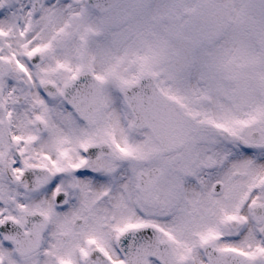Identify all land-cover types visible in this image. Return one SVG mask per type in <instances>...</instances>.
<instances>
[{"label":"snow or ice","instance_id":"snow-or-ice-1","mask_svg":"<svg viewBox=\"0 0 264 264\" xmlns=\"http://www.w3.org/2000/svg\"><path fill=\"white\" fill-rule=\"evenodd\" d=\"M264 0H0V264H264Z\"/></svg>","mask_w":264,"mask_h":264},{"label":"flooded vegetation","instance_id":"flooded-vegetation-1","mask_svg":"<svg viewBox=\"0 0 264 264\" xmlns=\"http://www.w3.org/2000/svg\"><path fill=\"white\" fill-rule=\"evenodd\" d=\"M168 3L169 0H147V12L134 16L133 23H143L146 18L155 17V19H150V27L147 29L150 38L162 37L167 39L169 49L173 50L176 43L171 31V22L165 13V6Z\"/></svg>","mask_w":264,"mask_h":264},{"label":"rangeland","instance_id":"rangeland-1","mask_svg":"<svg viewBox=\"0 0 264 264\" xmlns=\"http://www.w3.org/2000/svg\"><path fill=\"white\" fill-rule=\"evenodd\" d=\"M246 2H251V0H246Z\"/></svg>","mask_w":264,"mask_h":264}]
</instances>
